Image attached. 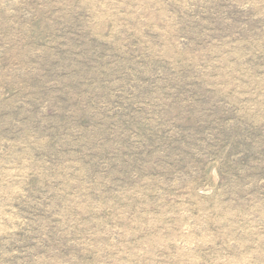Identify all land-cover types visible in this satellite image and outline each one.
<instances>
[{
    "label": "rangeland",
    "instance_id": "1",
    "mask_svg": "<svg viewBox=\"0 0 264 264\" xmlns=\"http://www.w3.org/2000/svg\"><path fill=\"white\" fill-rule=\"evenodd\" d=\"M0 264H264V0H0Z\"/></svg>",
    "mask_w": 264,
    "mask_h": 264
}]
</instances>
